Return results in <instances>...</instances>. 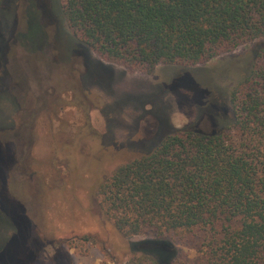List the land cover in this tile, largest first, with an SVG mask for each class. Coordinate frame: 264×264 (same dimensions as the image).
Returning a JSON list of instances; mask_svg holds the SVG:
<instances>
[{"label": "rangeland", "instance_id": "1", "mask_svg": "<svg viewBox=\"0 0 264 264\" xmlns=\"http://www.w3.org/2000/svg\"><path fill=\"white\" fill-rule=\"evenodd\" d=\"M61 4L6 0L0 16V264H154L133 245L154 235L124 238L98 186L161 133L217 131L205 107L249 75L264 37L197 67L132 72L81 44ZM219 113L232 122L229 98ZM167 240L174 264H203L191 241Z\"/></svg>", "mask_w": 264, "mask_h": 264}, {"label": "trees", "instance_id": "2", "mask_svg": "<svg viewBox=\"0 0 264 264\" xmlns=\"http://www.w3.org/2000/svg\"><path fill=\"white\" fill-rule=\"evenodd\" d=\"M61 11L81 44L132 72L197 67L264 37V0H62ZM226 97L232 122L219 113ZM204 111L217 131L159 134L99 184L100 213L124 238L152 233L133 245L154 264H174L173 238L203 264H264V47Z\"/></svg>", "mask_w": 264, "mask_h": 264}, {"label": "flooded vegetation", "instance_id": "3", "mask_svg": "<svg viewBox=\"0 0 264 264\" xmlns=\"http://www.w3.org/2000/svg\"><path fill=\"white\" fill-rule=\"evenodd\" d=\"M43 11H45V14L47 15L48 13H50L51 11L48 9V3L46 2L45 4H43ZM48 18H50V16H48Z\"/></svg>", "mask_w": 264, "mask_h": 264}]
</instances>
